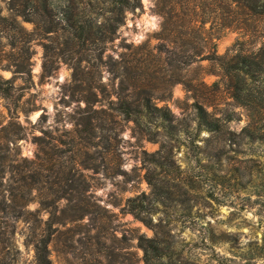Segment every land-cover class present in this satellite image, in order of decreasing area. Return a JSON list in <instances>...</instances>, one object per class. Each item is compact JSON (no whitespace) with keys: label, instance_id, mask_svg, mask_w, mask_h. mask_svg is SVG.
<instances>
[{"label":"rangeland","instance_id":"1","mask_svg":"<svg viewBox=\"0 0 264 264\" xmlns=\"http://www.w3.org/2000/svg\"><path fill=\"white\" fill-rule=\"evenodd\" d=\"M172 1L0 0V264H264V4Z\"/></svg>","mask_w":264,"mask_h":264},{"label":"trees","instance_id":"2","mask_svg":"<svg viewBox=\"0 0 264 264\" xmlns=\"http://www.w3.org/2000/svg\"><path fill=\"white\" fill-rule=\"evenodd\" d=\"M108 1L110 3V8L112 10H118L119 11V13L121 14L120 20L122 22L125 19L126 8L140 3V0H136V2H135V0H108ZM229 1H230L231 5L234 3L238 4L239 2H241V0H229ZM259 1H261V2L258 3ZM259 1L255 0V1L251 2V0H250V1H248V3H245V2L242 3L245 6H247L246 14H248L250 16V18H252L259 11L258 6H261L262 4H264V0H259ZM178 2H179L178 0L172 1L170 11H167V14H164L166 19H168L170 16L179 17V12H178V8H177ZM13 10H15V9H13ZM12 13H14L13 20L18 23L17 18H18L19 13L17 11L12 12ZM0 17L6 18L7 16H2L0 14ZM201 22H205V21H201ZM202 26H204V25H202ZM198 30L203 32V34L205 32V29L201 28L200 26H198ZM73 37L75 38V40L78 44L85 46L89 41L92 40V32L88 28H86L84 25L78 24V25L74 26ZM28 40L30 41L31 38ZM208 40H209V37H207L205 35H203V37H200L198 53L204 51V49L207 47L206 43L208 42ZM210 40H213V37H211ZM200 41H203V43ZM29 59H30V55L25 56L24 60L17 64L15 71L23 72V73L24 72L31 73V67L29 66V61H30ZM241 68H244V71L246 73H252L253 72V69L250 67V64L246 67L244 65ZM11 80H12L11 78H5L2 74H0V91H2L3 93H6V94L10 93L13 89V83L11 82ZM94 95L97 96L98 95L97 92H94ZM154 107L160 108L157 105H154ZM119 108L128 116H132V115L139 116L141 114H148L150 112V110L152 109V104H151L150 98H147L146 101H144L142 103H140V101L125 99V100L120 102ZM162 116L164 118L169 119L171 117V113L168 112ZM10 244H11V246L14 245L13 240H10ZM35 248H36L35 264H52V258L50 256V248H49L48 238H43L41 243L36 242ZM13 249L15 250V252L18 251V249H16V247ZM9 264H11V263L9 262Z\"/></svg>","mask_w":264,"mask_h":264}]
</instances>
